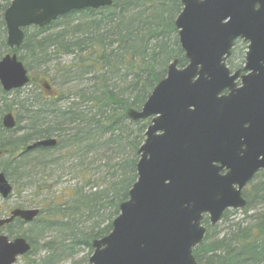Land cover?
<instances>
[{
	"label": "water",
	"instance_id": "obj_1",
	"mask_svg": "<svg viewBox=\"0 0 264 264\" xmlns=\"http://www.w3.org/2000/svg\"><path fill=\"white\" fill-rule=\"evenodd\" d=\"M176 1L182 11L174 24L187 65L178 68L175 59L142 108L126 111L133 122L151 123L137 151V179L111 232L92 242L89 264H199L193 251L206 233L203 217L215 226L226 210L244 209L243 189L264 170V0ZM111 5L112 0H11L3 15L7 47L18 49L27 27L44 28L71 12ZM237 38L249 44L243 76L231 75L224 64ZM28 82L16 54L0 60L4 92ZM1 122L6 130L16 126L11 113ZM55 145L54 138L44 139L25 152ZM11 192L0 173V197ZM38 215L36 208L15 209L0 228L16 218L31 223ZM30 249L23 237L0 234V264H15Z\"/></svg>",
	"mask_w": 264,
	"mask_h": 264
},
{
	"label": "trees",
	"instance_id": "obj_2",
	"mask_svg": "<svg viewBox=\"0 0 264 264\" xmlns=\"http://www.w3.org/2000/svg\"><path fill=\"white\" fill-rule=\"evenodd\" d=\"M9 3L10 0L0 5V58L10 52L3 21ZM181 10L176 0H112L110 7L70 13L42 29L32 27L31 35L28 28L24 30L22 45L12 52L26 70L33 64L45 65L51 57L73 56L75 60L60 69L66 83L80 84L91 74L92 84L72 91L70 97L60 92V96H49L42 102L20 104L18 110L27 116V127L16 139L8 137L12 131L2 128L0 117V158L5 159L1 172L6 178L23 179L20 171L25 167L21 163L31 154L43 163L55 164V160L47 161L46 157L82 152L97 155L110 147H116L118 152L128 151L125 160L107 167L109 180L102 191L84 193L82 188H75L70 194L53 196L28 224L36 227V240L17 234L24 225L20 220L4 227L8 237L22 236L30 243L31 250L22 257L24 261L56 264L66 250L74 252L84 246L92 252V242L110 233L119 206L128 199L136 181L137 151L149 124L148 120L132 122L126 111L141 109L154 87L166 77L172 61L176 59L178 67L187 64L174 24ZM75 15L77 19L73 18ZM29 83H33L31 78ZM46 84L44 81L43 88ZM2 100L4 109L0 115L18 105ZM47 138H56L55 147L18 154L29 144ZM82 176L84 189L86 172ZM243 196L247 201L241 211L243 218L234 222L232 217L237 212L226 211L221 221L230 222L228 232L212 240L207 233L194 249L199 264H264V211L257 210L264 205V173ZM254 210L255 216H248ZM202 224L207 230L212 229L207 218ZM45 232L68 234L69 239L58 242L53 238L39 246L38 240ZM38 251L43 252L40 261H30L29 256ZM85 262L88 264V260Z\"/></svg>",
	"mask_w": 264,
	"mask_h": 264
},
{
	"label": "rangeland",
	"instance_id": "obj_3",
	"mask_svg": "<svg viewBox=\"0 0 264 264\" xmlns=\"http://www.w3.org/2000/svg\"><path fill=\"white\" fill-rule=\"evenodd\" d=\"M5 1L7 2L9 0H0V5L4 4ZM77 17L78 15L73 16L74 19H77ZM32 33L33 28H28V34L31 35ZM1 39L2 34H0V44ZM74 60L75 58H73V56H57L56 58L51 57V59L43 66H36L33 64L31 65V68L27 69L28 74L33 81L32 84L29 83L24 87L6 93L5 95L0 92V110L4 109L2 98H5L8 103L15 102L18 104L16 106L14 105L11 111L17 119V127L14 131L8 134V137L16 139L26 131L27 116L18 110L20 104L28 105L31 103L35 104V101L42 102L43 99L48 98L49 96H60V92L63 93L62 95L70 97L72 91L74 92L82 87H90L92 84V80H90L92 76L91 74L84 77L80 84L71 81L66 83L65 78H63L60 69L69 65ZM38 80H40V83L37 82ZM43 80L50 86L49 90L44 89L45 87L43 88ZM0 91H2L1 86ZM1 116L2 115H0V117ZM127 152V150H119L118 152L116 147H110L97 155L96 153L86 154L82 152L74 153L67 157H59L58 153L46 157L47 161L55 160V164L43 163V160L37 158L36 154H31L27 160L21 163V165L25 167L23 172L20 171L24 178H8L15 190L7 200H2L0 198V216L7 215L11 209L16 207L29 209L36 208L42 210L53 196H57L59 193L70 194L75 188H82L84 193H88L90 190L92 192L102 191L107 187V181L109 180L106 172L107 167L110 164H113V162L116 163L119 160H125L127 158ZM3 163H5V159L0 158V172ZM84 172H86V183L85 188L83 189L84 177L82 174ZM260 176L261 175L257 176L253 180V185L259 182ZM257 210L264 211V205L259 206ZM257 210L250 211L248 216H255ZM241 213L242 212L238 210L235 216L232 217L234 222L243 218ZM101 220L102 217H100L99 221ZM229 223L230 222L220 221L216 226L211 227L212 229L207 230L210 240L218 238V235L221 237L223 234L227 233L229 230ZM86 225H88L87 222ZM17 234H24L33 240L37 239L36 227H32L31 225L24 224L17 230ZM68 237V234L64 235L58 232H45L43 237L38 240V245L40 246L46 241L53 240V238H57L58 240H55L60 242L61 238L68 240ZM91 253L92 252H89L84 246L75 248L74 252L66 250L64 254H62L60 262H57L56 264H86L85 260L89 259ZM42 257L43 252L38 251L35 255L29 256V260L39 262ZM15 264L30 263L20 258Z\"/></svg>",
	"mask_w": 264,
	"mask_h": 264
},
{
	"label": "flooded vegetation",
	"instance_id": "obj_4",
	"mask_svg": "<svg viewBox=\"0 0 264 264\" xmlns=\"http://www.w3.org/2000/svg\"><path fill=\"white\" fill-rule=\"evenodd\" d=\"M248 45H249L248 42H245V41H244L243 39H241V38H237V39L233 40V42H232V46H231V48H230V50H229V54L224 56V58H225L224 64H225V66L229 69L231 75H233L234 73H236V72H238V71H240V76H243V75L248 74L247 71H243V68L245 67V64H246V54H247V52H248ZM262 65L264 66V63H263ZM236 85H237V87L240 86V78L237 79V81H236ZM226 93H227V91L223 92L222 94H226ZM2 128H3V127H2ZM3 129H4V128H3ZM18 154H20V153H18ZM225 173H226V170H223L221 174H225ZM263 173H264V170H260V171H258V172L254 175L252 181H253L257 176H259V175H261V174H263ZM252 181L248 184V186L246 187V189L250 186V184L252 183ZM11 185H12V184H11ZM13 191H14V188H13V186H12V192H11V193H13ZM9 197H10V196H9ZM9 197H8V198H9ZM8 198H7V199H8ZM7 199H5V200H7ZM15 209L25 210V209H28V208L16 207V208H14V209H11V210L8 212L7 215H5V216H0V220L9 217L10 212L13 211V210H15ZM14 220H20V219L16 218V219H14ZM14 220H13V221H14ZM13 221H12V222H13ZM20 221H21L23 224H25L22 220H20ZM12 222H10L9 224H11ZM9 224H5V225H3V226L0 228V234L5 235V236L8 237V235H6V234L4 233V230H3V229H4L5 226H7V225H9ZM17 237H21V236H17ZM8 238H9V239H14V238H16V237H14V238H10V237H8Z\"/></svg>",
	"mask_w": 264,
	"mask_h": 264
}]
</instances>
